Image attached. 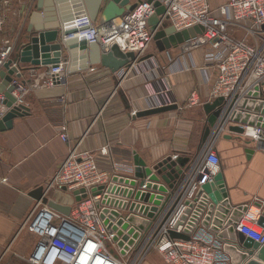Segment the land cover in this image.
I'll return each mask as SVG.
<instances>
[{
	"label": "built area",
	"instance_id": "2783aa9c",
	"mask_svg": "<svg viewBox=\"0 0 264 264\" xmlns=\"http://www.w3.org/2000/svg\"><path fill=\"white\" fill-rule=\"evenodd\" d=\"M154 1L165 7L162 20L168 21L177 31L195 25L203 27L200 34L178 45L182 53L206 47L204 70L211 67L217 70L208 102L220 99L216 107L219 115L211 128L209 143L224 132L231 133L228 130L230 125H240L244 129L243 136L264 148V126H261L264 125V113L255 109L256 104L264 102V0H227L216 10L211 8L208 0H139L132 10L121 16L107 22L92 23L70 37H84L87 42L97 43L102 51L116 43L122 51L133 52L139 59L146 55L153 41L148 20L155 14ZM8 3L9 0H0V10L5 7L3 12L0 11V69L15 54L18 40V34L14 35V24L9 23L6 16L10 10ZM237 30L243 34H235ZM67 63V60H61L57 66H41L44 67L41 78L36 80V68L20 71L17 63L12 62L20 73L19 77L14 75L9 83L16 99L13 105L24 104L26 94L32 89L51 87L63 81ZM120 71V77L128 72L125 68ZM25 73L28 77L24 76ZM4 100L5 94L0 91V119L9 110ZM242 101L245 102L243 105ZM250 102L252 106L248 108ZM198 104V91L192 89L186 106ZM237 113L242 117L248 115L249 119L255 117V123L235 121ZM65 130V127L61 128L60 138L68 143ZM101 152L106 153L107 149L102 148ZM189 158L186 169L169 190V202L163 208L159 206L152 217L135 212L146 221L145 228L137 229V237L125 249V243L120 247L113 241L115 232L101 217L103 209L108 207L102 200L114 195L108 187L116 183L113 181L115 177L122 175H110L99 169L93 153L82 149L80 142L74 144L45 188L49 191L51 187H65L72 192L83 188L86 197L83 198L79 192L80 200L67 215L45 207L39 209L37 205L34 207L24 222L38 237L30 261L33 264H88L99 259L101 264H123V260L132 258L129 263L133 264L139 263L136 260H144L155 249L167 264H233L223 250V241L209 235L205 227L192 232L189 240L170 238L171 230L181 232L185 227V224L177 223L187 207L186 201H193L201 185L210 181L219 168L220 159L210 144ZM130 171L129 175H132V167ZM127 188L133 192L146 189L145 184ZM113 197L120 201L126 199L120 195ZM132 200L127 201L130 203ZM263 207L264 202L260 199L247 204L234 226L237 232L260 245L264 243V227L257 223V219ZM117 210L123 219L129 214L127 209Z\"/></svg>",
	"mask_w": 264,
	"mask_h": 264
},
{
	"label": "crops",
	"instance_id": "0c3cea01",
	"mask_svg": "<svg viewBox=\"0 0 264 264\" xmlns=\"http://www.w3.org/2000/svg\"><path fill=\"white\" fill-rule=\"evenodd\" d=\"M208 1L214 10L227 2ZM33 11L31 0L20 3L14 35L25 32ZM99 22L98 15L92 23ZM167 25L171 24L167 21ZM206 49L182 53L177 45L160 52L152 41L146 54L153 55L133 62L122 77L121 69L113 72L100 63L80 68L79 59L71 64L63 54L62 60L68 61L64 80L29 91L24 99L29 113L16 116L10 129L0 131V264H33L30 257L38 237L24 222L36 205L52 208L38 203L30 193L46 187L69 148L78 142L93 153L99 169L122 176L131 173L135 154L151 166L167 156L190 157L210 144L220 159L218 171L224 176L230 203L264 202V148L229 132L213 143H209L211 132L202 140L207 123L204 105L217 75L216 68L204 70ZM43 69L34 70V79L40 80ZM192 89H197L200 104L188 107ZM170 104L177 108L147 116L135 114ZM62 127L68 143L60 138ZM102 148L107 152H101ZM47 194L71 209L77 202V196L64 187H51ZM204 230L216 236L209 228Z\"/></svg>",
	"mask_w": 264,
	"mask_h": 264
},
{
	"label": "water",
	"instance_id": "95a60500",
	"mask_svg": "<svg viewBox=\"0 0 264 264\" xmlns=\"http://www.w3.org/2000/svg\"><path fill=\"white\" fill-rule=\"evenodd\" d=\"M153 4L156 8L155 14L149 18L148 24L150 31L153 32V41L158 51L163 52L175 47L184 40L195 37L202 32L203 27L199 25L177 31L172 25H167V21L162 20L165 7L160 5L158 1H154ZM135 5L136 2H131V0H31V6L36 11L31 13L25 32L18 36L15 54L0 69V91L4 92L5 100L3 103L9 108L0 119V131L10 129L16 116L29 113L27 105H13L16 99L11 93L13 86L9 83L14 75L20 76L18 68L20 71H26L41 66H57L62 60L63 54H66L71 64L79 59L80 68L89 64L100 63L116 72L129 67L137 60L151 57L153 54H146L136 59L133 52L122 51L116 43L111 44L107 51H102L97 43L87 42L84 37H70L72 34L90 27L98 15L100 22H107L121 16L126 11L132 10ZM12 62L17 63L18 68L14 67ZM67 72L69 73V69ZM219 102L220 99H215L204 105L207 123L203 131V141L210 134L219 115V109L216 108ZM244 103L242 101L241 104ZM247 106L250 108L252 102L248 103ZM176 108V104L153 107L138 111L136 116H147ZM255 109L264 113V102L256 104ZM234 117L235 121L241 123L248 120L251 124L255 123V117L249 119L248 115L242 117L240 113ZM228 130L238 137L244 132L240 125H230ZM227 136L232 137L231 134ZM248 151L252 150L248 149ZM189 161L188 156L175 158L167 156L158 163L149 166L142 157L135 154L133 174L113 179L116 183L110 185L108 191L126 199L120 201L119 198L112 195L111 198L102 200V203L108 207L103 209L101 217L104 218L107 227L115 232L113 241L118 246L121 247L125 243L124 248L126 249L132 245L137 237V229L145 228L146 221L136 215L135 212L152 217L159 206L163 208L169 202L171 197L169 190L180 178ZM143 184L146 188L144 191L133 192L127 188L128 186L134 187ZM79 192H82L83 198L86 197L85 189H76L73 193L77 196V201L80 200ZM47 193L48 189L39 186L30 195L38 203L45 204L63 214H69L70 206L53 201ZM132 198L133 200L129 203L127 200ZM186 204L187 207L177 223V225L185 224V227L181 232L171 230L169 232L170 238L189 240L190 234L198 228H209L223 241V250L230 256L233 264H264V243L260 245L237 232L234 228L246 210L247 203L238 205L230 203L221 171H217L210 181L203 183L195 199L186 201ZM117 208L127 209L129 211L128 216L123 219ZM105 214L107 217H104ZM257 223L264 227V207Z\"/></svg>",
	"mask_w": 264,
	"mask_h": 264
},
{
	"label": "rangeland",
	"instance_id": "374dc122",
	"mask_svg": "<svg viewBox=\"0 0 264 264\" xmlns=\"http://www.w3.org/2000/svg\"><path fill=\"white\" fill-rule=\"evenodd\" d=\"M24 0H9V3H8V6L7 8L9 7V11L7 12V19L9 20V23H13V22H16V11H17V8L19 7L20 3L23 2ZM5 7H1V12H3V9ZM17 23V22H16ZM132 260V258L128 259V260H123L122 263L123 264H130L129 261ZM137 262L139 263H133V264H167L164 259H163V256L158 252L156 251L155 249H152L147 255L146 257L144 258V260L142 261H138L136 260Z\"/></svg>",
	"mask_w": 264,
	"mask_h": 264
},
{
	"label": "bare ground",
	"instance_id": "6f19581e",
	"mask_svg": "<svg viewBox=\"0 0 264 264\" xmlns=\"http://www.w3.org/2000/svg\"><path fill=\"white\" fill-rule=\"evenodd\" d=\"M83 261H85V258H84V260ZM88 264H101V262H100V260L98 259H96V260H94L93 262H88Z\"/></svg>",
	"mask_w": 264,
	"mask_h": 264
}]
</instances>
